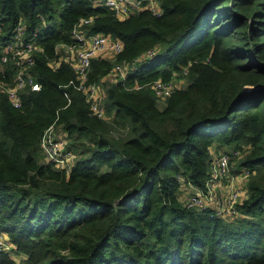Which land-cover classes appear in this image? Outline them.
Listing matches in <instances>:
<instances>
[{
    "label": "trees",
    "instance_id": "1",
    "mask_svg": "<svg viewBox=\"0 0 264 264\" xmlns=\"http://www.w3.org/2000/svg\"><path fill=\"white\" fill-rule=\"evenodd\" d=\"M158 2L159 13L120 17L91 0H0L2 35L21 19L40 45L28 66L40 87L21 90L20 106L0 90V230L23 254L0 249V264H264V0ZM79 17H91L80 29L122 43L91 56L85 75L106 118L68 82L74 72L57 46ZM14 70L1 66L4 85ZM172 75L182 85L163 98L143 84ZM51 122L74 151L68 172L40 150ZM224 146L249 171L233 217L177 194L185 183L203 187L211 148Z\"/></svg>",
    "mask_w": 264,
    "mask_h": 264
},
{
    "label": "built area",
    "instance_id": "2",
    "mask_svg": "<svg viewBox=\"0 0 264 264\" xmlns=\"http://www.w3.org/2000/svg\"><path fill=\"white\" fill-rule=\"evenodd\" d=\"M92 4H104L109 6L117 16H124L135 10L147 7L153 13H159L161 8L158 0H91ZM91 17H79L72 25L70 35L72 40L69 42L58 43V48H62L63 56L70 60L74 77L68 82L72 83L77 89L84 93L88 101V107L92 114L106 118L104 105L102 103V92L99 85L95 82H86L85 75L88 70L90 57L101 54L107 50L112 54L121 50L122 43L119 38L111 37L102 31L86 32L80 29L82 23L90 21ZM25 23L18 19L11 30L2 35L0 25V68L8 60L12 61L15 70L10 84L4 85L0 81V90H3L7 100L13 106H20V91L24 88L36 90L40 83L28 70L29 64L34 59V53L40 49V45L32 37L24 35ZM155 52V46L149 47L133 60L116 63L112 66L109 74L119 73L123 75L133 62L144 56H151ZM59 58H50L47 64L55 68L59 63ZM148 85L153 94L158 98L167 96L174 87H178L173 78L163 79L156 77L144 82ZM142 84L134 83V87ZM67 96V93L64 92ZM39 147L44 160L50 162L54 167L68 172L73 164L74 152L68 148L66 136L60 128L51 122L39 136ZM233 156H241L237 149L218 148L211 152L209 162V172L205 178L203 187L185 183L186 186L180 195L181 200L187 206L201 208L208 206L212 211L221 217H233L237 213L236 204L241 200L245 193V180L249 173L246 167H239V171L232 173ZM241 177V183H234L233 179ZM243 181V184H242ZM223 182V193H216L217 185ZM0 249L9 252L13 251L12 244L7 240L3 231L0 230Z\"/></svg>",
    "mask_w": 264,
    "mask_h": 264
},
{
    "label": "crops",
    "instance_id": "3",
    "mask_svg": "<svg viewBox=\"0 0 264 264\" xmlns=\"http://www.w3.org/2000/svg\"><path fill=\"white\" fill-rule=\"evenodd\" d=\"M60 48H61V47H60ZM100 53H101L102 55H112V53H111L110 51H107V50L101 51ZM211 151H213V150H211ZM237 170L239 171V167H238V166H237ZM233 182H234V183H238V182L241 183V177H239V175H238V178H234V179H233ZM242 184H243V181H242ZM185 187H186L185 185H180V186L178 187V191H177L178 196H180V195L182 194V192H183V190H184ZM223 189H224V183H223V182H220V183L217 185L215 191H216V193L222 194V193H223ZM12 252H13V251H12ZM12 252H10V253L12 254ZM22 256H23L22 254H19V253H18V256H17L16 259L18 260V259L21 258ZM13 258H14V256H13Z\"/></svg>",
    "mask_w": 264,
    "mask_h": 264
},
{
    "label": "rangeland",
    "instance_id": "4",
    "mask_svg": "<svg viewBox=\"0 0 264 264\" xmlns=\"http://www.w3.org/2000/svg\"><path fill=\"white\" fill-rule=\"evenodd\" d=\"M61 49V52H62V48H60ZM156 50L157 49H155V52H156ZM171 78H173V80L175 81V83L177 84V85H179V86H181L182 85V82H183V77H179V76H173L172 75V77ZM66 140H67V142L69 141V138H67L66 137ZM229 146H224V147H222V148H226V149H230V148H228ZM220 148V147H219ZM211 150H214L213 148H211ZM73 151V150H72ZM74 152V151H73ZM241 153V152H240ZM238 159H239V156H233V158H232V161H231V164H232V173L234 174V173H236V172H238V170H237V161H238ZM18 253L19 254H22V253H20V252H15V251H13L12 252V256H14V259L15 260H17L16 258H17V256H18ZM23 255V254H22Z\"/></svg>",
    "mask_w": 264,
    "mask_h": 264
}]
</instances>
